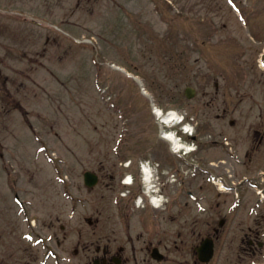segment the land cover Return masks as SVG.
Returning a JSON list of instances; mask_svg holds the SVG:
<instances>
[{"label":"rangeland","instance_id":"obj_1","mask_svg":"<svg viewBox=\"0 0 264 264\" xmlns=\"http://www.w3.org/2000/svg\"><path fill=\"white\" fill-rule=\"evenodd\" d=\"M0 1L91 40L76 45L30 24L23 38L0 31V45L6 47H0V264L7 262L9 235L14 236L11 247L16 243L20 248L16 255L32 247L23 236L16 193L32 201L30 210L48 222L57 214L74 221L68 216L74 200L86 201L76 217L102 213L108 206L104 201L121 195L131 200L143 195L146 206H152L139 173L145 159L160 168L156 177L163 203L173 212L159 210L161 217L147 222L136 218V226L151 234L191 231L189 215L207 212V217L209 205L223 196L210 191L214 186L208 175L189 162L215 172L221 168L229 177L230 169L210 164L226 156L221 139H232L245 159L253 139L264 135V73L258 66L264 0H233L235 5L229 0ZM47 59L51 77L42 71L41 79L35 72L47 69ZM127 70L138 75L157 106L173 108L194 124L199 149L188 155L189 161L171 153L162 140L153 103ZM187 86L197 89L192 99L184 94ZM17 100L23 112L15 108ZM40 145L45 146L42 152ZM257 152L253 162L233 163L238 175L264 170V147ZM125 158L134 162V185L128 187L122 184ZM86 170L102 174L92 190L84 184ZM187 189L207 195L205 211L194 206ZM130 190L136 194L131 198L125 194ZM184 200L191 203L190 214L183 211Z\"/></svg>","mask_w":264,"mask_h":264},{"label":"flooded vegetation","instance_id":"obj_2","mask_svg":"<svg viewBox=\"0 0 264 264\" xmlns=\"http://www.w3.org/2000/svg\"><path fill=\"white\" fill-rule=\"evenodd\" d=\"M60 218L57 217L58 220ZM111 223L116 225L114 219L108 216L101 226L97 218L91 224L89 232H84L81 227L74 226L73 228L78 232V238L68 251L72 254L73 262L63 261V264H175L176 262V264H208L200 262L195 253L180 261L164 253V260L159 261L151 255L152 246H157L160 250L166 247L169 250L166 243L145 239L142 233H136L134 241L128 233L127 239L124 227H122L123 231H116ZM118 227L120 228L119 225ZM60 229L66 230L67 226L63 225ZM56 244L58 245L57 251L60 253L58 254L63 256L62 242L57 240ZM191 244L193 245L194 241ZM227 245L235 252L231 255L235 264H252L253 259L264 257L263 242L260 241L258 233L248 234L239 242L232 241ZM190 250L193 251V247ZM39 258L42 257L31 259L26 257L22 261L23 264H38Z\"/></svg>","mask_w":264,"mask_h":264},{"label":"water","instance_id":"obj_3","mask_svg":"<svg viewBox=\"0 0 264 264\" xmlns=\"http://www.w3.org/2000/svg\"><path fill=\"white\" fill-rule=\"evenodd\" d=\"M95 176L94 175H91V174H87V181L89 182V183H93L94 182V180H95Z\"/></svg>","mask_w":264,"mask_h":264},{"label":"bare ground","instance_id":"obj_4","mask_svg":"<svg viewBox=\"0 0 264 264\" xmlns=\"http://www.w3.org/2000/svg\"><path fill=\"white\" fill-rule=\"evenodd\" d=\"M148 177H149V174H148V176H147V179H148Z\"/></svg>","mask_w":264,"mask_h":264}]
</instances>
